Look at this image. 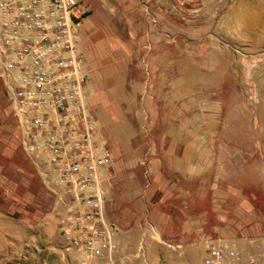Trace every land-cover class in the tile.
<instances>
[{
    "label": "rangeland",
    "instance_id": "374dc122",
    "mask_svg": "<svg viewBox=\"0 0 264 264\" xmlns=\"http://www.w3.org/2000/svg\"><path fill=\"white\" fill-rule=\"evenodd\" d=\"M125 1L128 11L120 12L110 0H85L89 15L82 23L90 33L88 39L78 35L87 95L105 91L121 102L129 74L130 108L136 110L135 117L122 116L114 123L101 108L93 109L113 146L112 157L130 156L123 172L114 164L112 179L118 185L107 191L121 205L106 220L125 247L120 254L128 264L141 243L147 264H200L206 256L203 244L180 249L164 237L144 238V227L163 223L160 212L167 208L151 209L157 197L130 151L134 142L149 140L146 128L158 124L155 117L145 118L146 109L171 110V126L186 119L189 140L203 137L205 163L215 168L206 178V190H214L217 179L224 190L236 189L264 213V0H188L189 5L172 0V16L165 15L164 0H156L157 12L150 5L146 11L138 0ZM130 23L136 35L128 40ZM178 109L187 110L186 117H177ZM12 119L0 83V138ZM146 151L137 148L138 155ZM0 175H6L0 176V264H66L58 254L63 241L40 195V179L21 148L12 161L0 154ZM181 252L189 259L181 261ZM139 264H144L141 259Z\"/></svg>",
    "mask_w": 264,
    "mask_h": 264
},
{
    "label": "built area",
    "instance_id": "2783aa9c",
    "mask_svg": "<svg viewBox=\"0 0 264 264\" xmlns=\"http://www.w3.org/2000/svg\"><path fill=\"white\" fill-rule=\"evenodd\" d=\"M87 13L79 0H0V83L20 147L49 199L61 260L128 264L106 220L114 159L90 108L78 50ZM143 235L158 239L149 224ZM134 258L147 264L142 243ZM201 264H264V248L243 256L210 242Z\"/></svg>",
    "mask_w": 264,
    "mask_h": 264
},
{
    "label": "crops",
    "instance_id": "0c3cea01",
    "mask_svg": "<svg viewBox=\"0 0 264 264\" xmlns=\"http://www.w3.org/2000/svg\"><path fill=\"white\" fill-rule=\"evenodd\" d=\"M80 1H82L84 7L85 0ZM110 1L117 6L120 12L128 11L125 0ZM188 2V0H181L182 5H189ZM136 3L145 6L146 11L149 10V5L155 12L161 10L156 0H138ZM162 3L165 15L172 16V0H164ZM84 9L89 15V10L85 7ZM118 26L121 27V23H118ZM81 28H84L85 32H79L80 35L83 33L84 39H88L87 35L90 33L89 28L83 23ZM125 30L128 40L134 38L136 35L134 24L130 23V26ZM111 45L114 50H117L119 47L117 44L114 46L111 43ZM128 77L129 74L126 77V96L121 102H118L114 94L109 95L105 91H98L91 98L87 95L91 111L95 118L96 115L93 111L95 107L101 108L114 123L122 116L135 117V108H130V101L133 99L128 89ZM148 82L144 83L143 90L145 88L148 89ZM146 111L149 112V115L147 114L145 118L155 117L157 119L156 123L158 124H156L157 126H148L149 129L145 127V134H150L149 140L134 142L133 152H130L135 157L134 164L137 163L144 166L145 170L143 174L149 181L148 186L150 192L157 197L156 202L151 204V209L155 212H160L161 210L157 206L165 205L167 208L163 212H160L162 213L163 223L157 226L153 224L158 231L160 240L161 237L166 238L168 241L171 240L170 242H173L175 246H180V249H183V245L194 246L200 244H203L206 249V245L210 242H229V244L237 246L243 256L260 252L264 248V213L257 209L250 200L241 199V195H239L236 189L228 187L227 190H224L221 182L217 179L215 189L206 190V178L211 176L215 168L205 163L203 137L201 141H199V137L196 138L197 140H189L186 119H180L175 127L171 126L169 123L171 121L167 119L172 116L171 110L169 111L164 108L163 111L156 112V110L147 108ZM186 113L187 110L178 109L176 116L180 118L183 116L186 117ZM3 127V135L1 134L0 138V144L2 145L0 154L6 161H12L16 158L18 149L21 148L20 131L15 122L4 124ZM195 132L198 133L197 130ZM151 133L155 135L152 136ZM138 147L140 149L146 148L147 151L143 155H138ZM110 148L114 151L113 146ZM116 148L115 146V150ZM129 148L131 149L130 143ZM119 156L118 154V156L113 158L114 164L117 171L121 170L123 172L126 165H129L127 161L130 156L127 158ZM217 169L219 170V168ZM122 175L119 174L118 178L120 179ZM0 176L4 178L6 175ZM111 180L107 187H116L118 184H114L115 180ZM5 183L6 186L9 184L10 186L8 187L12 190V182L9 181L7 183L6 181ZM40 195L48 211H50L49 199L41 183ZM119 205L121 203L115 199L112 200L108 193L106 215L118 211ZM168 208H171V210ZM120 224L123 227V221H120ZM139 227L141 228V226ZM116 242L119 248V255L122 256L120 252L125 247L121 245L118 239H116ZM138 247L139 245L131 255V258H129V263L139 264V261L134 258ZM177 256L180 257L181 261L184 258L189 259L182 252ZM42 262L45 261L43 260ZM10 264L19 263L14 261Z\"/></svg>",
    "mask_w": 264,
    "mask_h": 264
}]
</instances>
